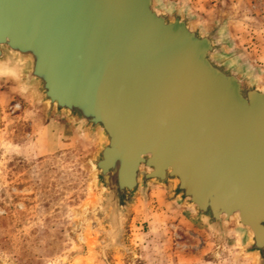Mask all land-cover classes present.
Returning <instances> with one entry per match:
<instances>
[{
	"label": "water",
	"instance_id": "1",
	"mask_svg": "<svg viewBox=\"0 0 264 264\" xmlns=\"http://www.w3.org/2000/svg\"><path fill=\"white\" fill-rule=\"evenodd\" d=\"M211 27L162 0H0V79L90 138L104 224L150 185L220 235L236 220L264 264V81ZM238 217L239 219H237Z\"/></svg>",
	"mask_w": 264,
	"mask_h": 264
},
{
	"label": "rangeland",
	"instance_id": "2",
	"mask_svg": "<svg viewBox=\"0 0 264 264\" xmlns=\"http://www.w3.org/2000/svg\"><path fill=\"white\" fill-rule=\"evenodd\" d=\"M208 27L228 17L232 60L264 81V0H162ZM100 138L0 79V264H258L236 220L222 236L172 197L139 193L121 232L100 217L91 159Z\"/></svg>",
	"mask_w": 264,
	"mask_h": 264
},
{
	"label": "bare ground",
	"instance_id": "3",
	"mask_svg": "<svg viewBox=\"0 0 264 264\" xmlns=\"http://www.w3.org/2000/svg\"><path fill=\"white\" fill-rule=\"evenodd\" d=\"M192 211H193V209L192 208H190ZM237 219H239L238 217H236ZM255 255H257L256 253H254Z\"/></svg>",
	"mask_w": 264,
	"mask_h": 264
}]
</instances>
